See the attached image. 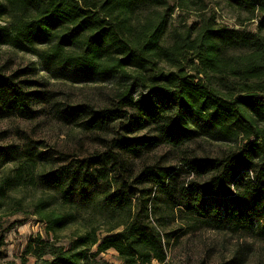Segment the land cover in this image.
<instances>
[{
    "label": "trees",
    "instance_id": "16d2710c",
    "mask_svg": "<svg viewBox=\"0 0 264 264\" xmlns=\"http://www.w3.org/2000/svg\"><path fill=\"white\" fill-rule=\"evenodd\" d=\"M224 1L247 13L254 30L218 25L212 15L165 45L173 8L163 0H0V45L33 52L47 72L116 84L110 107L66 105L59 121L91 133L125 120L126 134L148 133L112 139L105 153L85 158L56 160L38 151L18 165L15 184L1 183V198L37 162L44 165L39 183L51 193L33 203L30 215L53 241L28 239L24 258L108 264L98 256L113 249L121 264H166L164 229L175 220L264 239V0ZM33 76L31 68L0 73V119L35 118L42 97ZM198 140L227 148L209 157L184 155L179 168L144 160L132 169L153 150L180 151ZM16 150L0 147V164L16 159ZM82 211L104 218L107 235L99 238L89 219L83 233L60 243L57 233L77 225Z\"/></svg>",
    "mask_w": 264,
    "mask_h": 264
},
{
    "label": "rangeland",
    "instance_id": "374dc122",
    "mask_svg": "<svg viewBox=\"0 0 264 264\" xmlns=\"http://www.w3.org/2000/svg\"><path fill=\"white\" fill-rule=\"evenodd\" d=\"M163 1L173 8L167 20L163 40L165 45L172 41L174 34L184 33L189 26L212 15L218 25L234 29L242 25L245 29L254 30V21H245L247 13L229 9L224 0H190L186 5L181 3L184 0ZM157 11L163 13L166 7H159ZM146 14L147 12H143L139 15L140 22H144L143 16ZM40 62L33 52H20L7 45H0V73L9 75L16 70L34 69V76L29 79L40 83L41 86L35 87V91L42 97L34 105L37 111L34 119H0V147H17V158L0 164V185L5 180L14 183L18 165L26 161L28 156H35L38 151H48L56 160L62 156L72 159L85 158L94 153H105L107 143L112 139L148 134L145 131L134 135L126 134L125 120H119L105 132L91 133L73 125L63 124L57 117L59 108L79 104H88L98 109L110 107L116 95V84L96 77L84 78L67 70L47 72L43 70ZM226 148L223 143L212 140H198L180 151L161 147L148 153L143 160L133 161L132 169H138L144 160H158L163 166L179 168L184 155L209 157L220 154ZM43 168L44 165L37 162L19 185L9 188L3 197H0V229H6L1 249L4 254L0 256V264H32V257L23 256L28 239L39 237L42 240L49 237V240L53 241V235L46 233L45 225L38 222L37 217L30 215L33 203L51 194L39 183V174ZM89 219L97 227L99 238L107 235L108 225L105 224L104 218L93 211H82L79 223L58 232L57 239L63 244L69 240L72 233H83ZM186 223L175 220L165 226L164 230L169 238V243L166 244V264H264V239L252 234L195 229ZM98 257V260L108 264H121L113 249L101 253Z\"/></svg>",
    "mask_w": 264,
    "mask_h": 264
}]
</instances>
